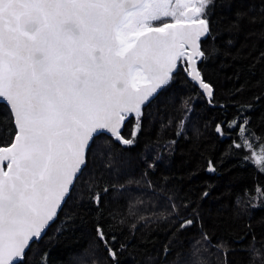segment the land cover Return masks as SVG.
I'll list each match as a JSON object with an SVG mask.
<instances>
[{"label": "snow or ice", "instance_id": "6c2138e0", "mask_svg": "<svg viewBox=\"0 0 264 264\" xmlns=\"http://www.w3.org/2000/svg\"><path fill=\"white\" fill-rule=\"evenodd\" d=\"M234 2L0 0V131L5 133L0 135V264H31L28 255L32 245H39L47 235L77 184L92 171L90 165L117 155L116 144L134 147L143 121L153 115L151 109L172 102L167 93L176 74L183 72L209 108L226 107L214 100L207 63L219 51L215 41L220 33L213 21L216 8L229 13ZM255 12L264 15V0H252L246 10H236L230 30H238L249 13ZM251 22L260 21L253 18ZM204 41L210 43L202 47ZM227 44L232 46L234 42L229 39ZM260 60H264V52L248 69L253 75ZM244 90L242 84L232 95ZM262 100L264 93L252 97L249 103L235 105L237 115L231 121H209L221 137L227 135L225 129L238 130L240 142L233 141L222 154L220 165L230 158L231 149L246 148L251 154L245 155L243 162L252 163L264 174V142L258 143L257 152L248 138L264 140L250 126L251 113L257 111ZM187 104L184 101L185 107ZM187 110L192 111L190 107ZM185 119L179 120L175 136L184 133ZM258 119L264 123V112ZM129 120L132 127L126 138L122 129ZM168 123L170 126L173 121ZM176 142L173 139L170 146ZM126 159L131 165V158ZM159 159L148 163L147 169L154 172ZM108 171L113 169L109 166ZM206 171L217 173V163L208 159ZM148 174L143 173L145 178ZM147 183L151 188L152 182ZM205 187L201 199L210 195L211 186ZM87 188L88 203L102 217L109 186L95 190V185L88 184ZM111 188L120 191L125 185ZM236 204H240L239 198ZM249 206L253 210L264 208V186L259 183ZM188 208L187 203L170 202L165 219L175 218L172 223L178 224L176 232L198 226L200 240L196 245L203 241L215 249L222 260L213 264H229V254L237 249L224 242L213 245L198 209L181 215V209L187 212ZM75 219L66 214L62 221L65 227H58L56 232L75 231L70 227ZM258 225H264V219ZM245 227L251 232L253 225L249 222ZM94 232V243L76 258V264H98L94 256L99 245L106 253L105 264H120L119 254L126 245H118L117 236L102 227L100 219ZM201 247L194 246L175 264H208L201 258ZM240 250L249 253L248 264H264V249L256 247L254 234L252 243ZM163 252L167 258L169 245ZM48 256L43 252L37 264H47Z\"/></svg>", "mask_w": 264, "mask_h": 264}, {"label": "trees", "instance_id": "16d2710c", "mask_svg": "<svg viewBox=\"0 0 264 264\" xmlns=\"http://www.w3.org/2000/svg\"><path fill=\"white\" fill-rule=\"evenodd\" d=\"M251 2L235 0L229 13L217 7L213 17L214 28L220 33L215 41L219 51L207 63V71L215 89L214 100L226 107L209 108L199 94L200 90L183 72L176 74L167 93L173 98L172 102L161 105L159 109H151L153 115L143 121V130L134 147L127 149L116 144L114 153L117 155L90 165L92 171L77 184L59 218L47 229V235L39 245H32L28 255L31 264H37L45 251L49 253L47 264H76V258L94 243L97 219L101 220L102 227L117 236L118 245H126L119 254L120 264H175L184 253L201 245V258L207 260L208 264L222 260L215 249L205 242L196 245L195 242L200 240L198 226L176 232L178 224L172 223L175 218L165 219L170 211V202L189 204L187 212L181 209L182 216H187L192 209H198L213 245L224 242L227 247L237 249L229 254V264H248L249 253L240 249L252 243L253 234L256 247L264 249V225H258V221L264 219V208L253 210L249 206L257 183L264 186V174L259 173L252 163L243 162L242 158L251 154L246 148L231 149L230 158L220 165L222 154L229 150L233 141L240 142L238 130L225 129L227 135L221 137L214 132V124L209 125V121H231L237 115L235 105L249 103L252 97L264 93V60L256 65L255 75L248 70L264 52V15L249 13L238 30H230L233 13L238 9L246 10ZM253 18L260 22L252 23ZM229 39L234 42L232 46L227 44ZM208 43L210 41L202 42V47ZM237 74L239 80L236 79ZM242 84L245 90L232 95ZM184 101H188L187 107ZM189 107L191 112L187 110ZM261 112H264V100L257 111L251 113L250 126L256 136L264 138V123L258 119ZM180 119H185L184 133L175 136ZM170 120L173 123L169 126ZM205 125L209 126L206 128ZM131 127L132 120L126 121L122 129V135L126 138ZM4 134L0 131V135ZM248 138L257 148L258 143L264 142ZM173 139L177 142L170 146L169 142ZM129 157L131 165L127 163L126 158ZM156 157L160 159L153 172L147 169V164ZM208 159L217 163V173L206 171ZM109 166L113 171H108ZM117 169L120 171L117 172ZM145 171L149 173L147 178L143 175ZM149 180L152 182L151 188L147 183ZM88 184L95 185V190L104 186L110 188L104 200L102 217L88 203ZM121 184L125 188L120 191L111 188L112 185L118 188ZM206 185L211 186L208 188L210 195L201 199ZM237 198L240 199L239 205L236 204ZM77 204L82 206L77 207ZM66 214L76 217L70 226L75 231L65 230L59 234L56 229L65 227L62 221ZM249 214L251 220L248 219ZM249 222L253 225L251 232L245 227ZM133 225L136 227L133 228ZM95 244L99 245V242L95 241ZM165 245L171 249L167 258L163 252ZM149 257L154 260L149 261ZM94 258H98V264H105L103 245H99ZM106 264H111V261Z\"/></svg>", "mask_w": 264, "mask_h": 264}, {"label": "rangeland", "instance_id": "374dc122", "mask_svg": "<svg viewBox=\"0 0 264 264\" xmlns=\"http://www.w3.org/2000/svg\"><path fill=\"white\" fill-rule=\"evenodd\" d=\"M251 142V141H250ZM253 150L257 151L258 152V148L257 147H254Z\"/></svg>", "mask_w": 264, "mask_h": 264}]
</instances>
